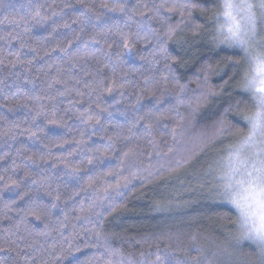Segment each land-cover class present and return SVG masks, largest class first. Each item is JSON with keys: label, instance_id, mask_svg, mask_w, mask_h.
I'll return each mask as SVG.
<instances>
[{"label": "trees", "instance_id": "16d2710c", "mask_svg": "<svg viewBox=\"0 0 264 264\" xmlns=\"http://www.w3.org/2000/svg\"><path fill=\"white\" fill-rule=\"evenodd\" d=\"M222 13L0 0V264H264L225 193L257 109Z\"/></svg>", "mask_w": 264, "mask_h": 264}, {"label": "snow or ice", "instance_id": "6c2138e0", "mask_svg": "<svg viewBox=\"0 0 264 264\" xmlns=\"http://www.w3.org/2000/svg\"><path fill=\"white\" fill-rule=\"evenodd\" d=\"M256 9L264 17V0H223L222 15L227 32L224 39L243 48L254 65L245 90L252 93L257 109L252 116L246 117L250 132L236 153L239 167H232L225 193L228 202L239 211L247 237L264 245V148L251 158H240L246 148L255 145L258 136L264 143V54L254 56L248 49L256 37ZM221 30H224L223 26ZM238 193L243 194L237 198Z\"/></svg>", "mask_w": 264, "mask_h": 264}, {"label": "rangeland", "instance_id": "374dc122", "mask_svg": "<svg viewBox=\"0 0 264 264\" xmlns=\"http://www.w3.org/2000/svg\"><path fill=\"white\" fill-rule=\"evenodd\" d=\"M237 2H239V0H237ZM226 22V21H225ZM224 25H225V23H223ZM251 45V44H250ZM249 45V46H250ZM248 46V49L250 48ZM253 47V46H252ZM252 47H251V49H252ZM241 48V47H240ZM261 148H264V143H261V138L258 136L257 138H256V142H255V145L253 146V147H251L250 149V151H253L254 149L256 150V151H258L257 149H261ZM246 154V153H245Z\"/></svg>", "mask_w": 264, "mask_h": 264}]
</instances>
